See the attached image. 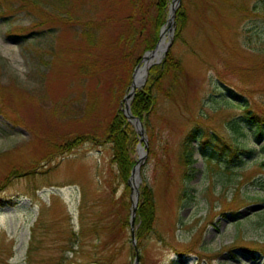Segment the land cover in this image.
<instances>
[{"label": "rangeland", "instance_id": "obj_1", "mask_svg": "<svg viewBox=\"0 0 264 264\" xmlns=\"http://www.w3.org/2000/svg\"><path fill=\"white\" fill-rule=\"evenodd\" d=\"M183 2L189 24L175 53L184 71L157 93L143 123L147 143L137 132V162L139 147L146 153L139 190L153 188L158 210L155 231L137 241L138 264H264V133L244 122L231 127L244 104L264 109V0ZM12 8L0 11V186L17 176L0 189L1 200L13 201L0 205V264H134L131 227L121 228L133 191L104 141L129 91L113 82L118 75L108 65L110 44L126 33L130 0ZM89 30L96 46L83 37ZM195 128L190 178L180 161ZM75 135L98 142L51 155ZM219 137L251 152L232 158ZM34 162L35 176L16 170Z\"/></svg>", "mask_w": 264, "mask_h": 264}, {"label": "trees", "instance_id": "obj_2", "mask_svg": "<svg viewBox=\"0 0 264 264\" xmlns=\"http://www.w3.org/2000/svg\"><path fill=\"white\" fill-rule=\"evenodd\" d=\"M172 0H130L131 14L126 18L127 29L123 36H120L110 44V49L113 50L112 58L109 62L108 68L117 73V77L113 82H122L123 89L127 91L133 81V74L136 67L140 64L143 56L156 48L160 41L161 29L167 23L169 17V9ZM40 0H0V11L12 13V5L19 3L22 9L26 10L29 5L37 6ZM66 5L68 0H61ZM74 19V18H73ZM77 20V19H76ZM75 22V21H74ZM109 22V21H108ZM176 29L173 37V43L169 48L165 58L160 64L153 65L149 70V76L146 85L135 94L131 101V111L133 115L139 117L145 125H148V118L156 110L157 107V93L162 90L163 82L170 79L171 76L175 77L184 71L182 62L177 58L175 53V45L178 41L183 40V34L189 24V12L187 5L183 2L176 10ZM97 24V23H95ZM106 24L104 21L103 25ZM33 30V29H32ZM83 37L91 46H96L99 38L94 31L89 30L88 33L82 32ZM110 59V58H109ZM109 61V60H108ZM121 68L126 69L125 77L119 75ZM111 93L115 91V85L110 88ZM1 90V87H0ZM236 98L240 95L231 91ZM121 107V106H120ZM0 110L2 106L0 103ZM242 120L235 119L231 122V127L234 131L240 129L242 122L255 126L259 132V137L264 133V109L260 105H252L250 102L244 104L242 112ZM199 128L189 131L187 137L184 139L182 145L181 164L186 167V176L192 178L193 174L190 172L195 171L193 165L195 164V145L194 142L198 138ZM86 135H75L72 138H64L63 141L56 145V152L51 155H64L82 146L87 141L97 144L95 136L90 135L84 139ZM138 133L133 124L125 116L122 108H118L108 123L106 128V137L104 141L112 145V165L116 167L118 177L126 185L128 190V182L132 174V170L137 163L136 159V146L138 142ZM212 137V136H210ZM220 140V137H219ZM222 145L218 146L222 152H230L232 158H237L243 154H249L250 149L243 147L239 144L228 143L224 140ZM50 155V156H51ZM214 155H211L213 157ZM37 162L32 163L28 167L17 168L22 177H32L37 174L40 166ZM17 175L11 172L0 189L7 186V182L11 181ZM1 189V190H2ZM13 204L10 200H1L0 205ZM129 204V203H128ZM157 204L153 188L147 183L143 184L140 188V200L136 215V239L143 241L147 236L155 231V224L157 221ZM131 226L130 218L128 217L122 229ZM32 250L30 247L29 251ZM253 253V249H245Z\"/></svg>", "mask_w": 264, "mask_h": 264}, {"label": "water", "instance_id": "obj_3", "mask_svg": "<svg viewBox=\"0 0 264 264\" xmlns=\"http://www.w3.org/2000/svg\"><path fill=\"white\" fill-rule=\"evenodd\" d=\"M181 3V0H172V5L170 6V12H169V18L167 20V23L165 24V26L162 28L161 33H160V43L162 41V39L165 37L166 33L169 32V37H170V41L169 43L166 44L165 50L163 52V55L161 57H158L154 62H152L150 65H148L144 72L141 74L140 78L137 79V76L139 74V72L142 70V63L144 64V60L149 56V55H155L160 43L157 45V47L146 53L145 56L143 57L141 63L136 67L134 75H133V82L129 88V91L127 93V95L124 97L123 101L121 102V106L124 107V113L127 116L128 120L135 126L137 132L144 137V141L147 143L146 139H145V133H144V125L143 122L141 121V119L139 117H136L135 115H133L131 108H130V102L132 101L134 95L136 94L137 90L142 89L147 80H148V75H149V70L150 68L154 65V64H158L161 63V61L163 60V58L165 57L169 47L172 44V37H173V33L175 30V26H176V22H175V17H176V10L179 7ZM139 151H140V159L137 162V164L135 165V167L133 168L131 177L129 179V185L131 186L132 189V206H131V231H132V235L133 238L135 239V229H134V223L136 221V214H137V210H138V206H139V199H140V190H139V183L141 182V176H140V167L142 165V163L144 162V159L146 157V153L144 152V149L139 147ZM133 245L135 246L136 249V259H135V263L134 264H138L139 262V250L136 246V240L133 241Z\"/></svg>", "mask_w": 264, "mask_h": 264}, {"label": "bare ground", "instance_id": "obj_4", "mask_svg": "<svg viewBox=\"0 0 264 264\" xmlns=\"http://www.w3.org/2000/svg\"><path fill=\"white\" fill-rule=\"evenodd\" d=\"M166 47V36L162 39L159 48L156 52L155 55H149L145 60H144V66L142 67V70L139 72L137 79L140 78L141 74L144 72L145 68L150 65L152 62H154L158 57H161L163 55V52Z\"/></svg>", "mask_w": 264, "mask_h": 264}]
</instances>
